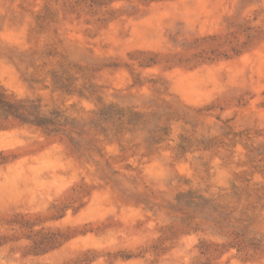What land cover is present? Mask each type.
Wrapping results in <instances>:
<instances>
[{
    "label": "rangeland",
    "instance_id": "rangeland-1",
    "mask_svg": "<svg viewBox=\"0 0 264 264\" xmlns=\"http://www.w3.org/2000/svg\"><path fill=\"white\" fill-rule=\"evenodd\" d=\"M5 103L0 264H264V0H0Z\"/></svg>",
    "mask_w": 264,
    "mask_h": 264
},
{
    "label": "trees",
    "instance_id": "trees-1",
    "mask_svg": "<svg viewBox=\"0 0 264 264\" xmlns=\"http://www.w3.org/2000/svg\"><path fill=\"white\" fill-rule=\"evenodd\" d=\"M2 100L4 99L3 96H1ZM4 106H6V108L0 107V111H2L3 113H5L6 116H10V115H14L13 110H14V106L12 104H7L5 103ZM52 118H44V117H40L38 115L33 116L32 113L28 112L27 117L22 116L23 117V121L24 122H28V123H34L40 127H43L45 129H47L48 133H52L55 132V130H49L50 127H55L56 126V116L54 114H52ZM29 117H34V120L30 121Z\"/></svg>",
    "mask_w": 264,
    "mask_h": 264
}]
</instances>
